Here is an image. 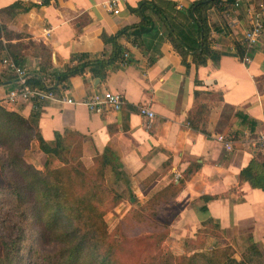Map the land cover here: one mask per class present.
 Instances as JSON below:
<instances>
[{
    "label": "crops",
    "instance_id": "crops-1",
    "mask_svg": "<svg viewBox=\"0 0 264 264\" xmlns=\"http://www.w3.org/2000/svg\"><path fill=\"white\" fill-rule=\"evenodd\" d=\"M41 1L0 0V9L15 2L33 5L10 20L7 28L25 35L11 40L22 44L19 66L28 78L41 76L47 88L57 85L46 90L54 98L7 103L15 75L1 64V107L28 119L48 144L54 142L56 133L67 130L83 136L82 156L76 163L80 170L108 156L122 179L115 181L107 172L104 188L122 196L119 205L128 199V209L144 208L147 213L158 199L180 186L154 217L167 227L163 244L175 256L200 247H230L232 259L240 262L242 253L254 243L260 252L258 264H264V189L239 180L240 171L252 160L264 167V142L255 141L257 136L264 137V29L249 49L244 39L249 26L246 9L262 13L264 0H237L238 5L230 4L227 10L208 9L206 22L216 60L195 65L189 55L183 63L167 39L164 24L148 10L145 14L151 22L136 43L126 34L118 38L122 58L128 53L125 64L121 58L106 67L104 77L87 70L60 84L59 76L78 62V55L110 54L113 35L141 21L132 9L150 0H117V14L104 8L103 3L110 0ZM167 1L174 4L169 21L176 26L183 23V35L196 46L195 25L187 9L198 0ZM28 43H42L50 49L45 73L40 72L41 59L34 45ZM240 47L248 62L242 61ZM105 91L122 96L124 103L118 111L96 112L81 102L63 101H81ZM139 105L149 107L154 118L140 115ZM217 135L232 140L231 150L216 140ZM26 157L39 170L62 165L40 151L35 141Z\"/></svg>",
    "mask_w": 264,
    "mask_h": 264
},
{
    "label": "trees",
    "instance_id": "trees-1",
    "mask_svg": "<svg viewBox=\"0 0 264 264\" xmlns=\"http://www.w3.org/2000/svg\"><path fill=\"white\" fill-rule=\"evenodd\" d=\"M233 2L198 0L189 6L187 16L194 22L197 43L193 46L183 35L184 24L176 26L169 21L174 10L172 2L143 1L136 9H132L140 16V23L113 35V50L110 54L78 55V62L67 66L57 83L81 75L87 70L93 76L104 77L106 67L122 58V46L118 38L126 34L128 39L136 43L146 29L145 25L151 22V18L145 14L148 10L164 24L167 39L183 63H187L189 55L195 65L204 64L209 58L216 60L218 54L210 47L207 11L212 6L221 11L227 10ZM47 3L48 0L41 1V4ZM31 6L33 5L15 2L0 9V65L6 54L17 65H22L23 58L18 53L22 44L12 43L11 40L25 35L13 34L8 30L7 24L18 13L27 12ZM34 48L41 59L39 66L43 74L49 67L47 60L50 49L42 43L34 45ZM239 54L241 57L244 55L243 47H240ZM3 81L0 77V86ZM27 84L41 90L52 91L57 87L47 88L43 78L38 75L28 78ZM190 126L205 133L199 125L190 122ZM83 140V136L67 130L63 134L56 133L54 142L48 144L33 123L16 113L6 111L0 105V173L7 181L4 186L0 185V195L11 200V207L20 219L10 227L3 223V227H9L10 230L5 232L6 235L0 234V264H131L134 249L126 243L124 233L118 232L123 226L124 229H128V226L133 230L151 232L148 236L153 235L157 245L165 240L168 235L167 227L157 223L154 217L180 186L158 199L147 213L143 211L144 208L131 210L122 219L125 224H119L120 227L111 231L104 219L106 198H111L116 205L122 196L104 188V185L107 172L115 177V181L122 179V173L115 169L108 156L102 157L87 169L80 170L76 163L82 156ZM33 141L37 142L40 151L62 165L53 168L47 166L44 170L36 169L26 158V151ZM239 180L264 189V167L252 160L240 171ZM129 218L131 220L126 221ZM232 255L230 247L210 250L200 247L182 256L161 255L160 262L153 255L152 260L153 264H258L260 260V252L254 243L242 253L240 262L232 259Z\"/></svg>",
    "mask_w": 264,
    "mask_h": 264
},
{
    "label": "built area",
    "instance_id": "built-area-1",
    "mask_svg": "<svg viewBox=\"0 0 264 264\" xmlns=\"http://www.w3.org/2000/svg\"><path fill=\"white\" fill-rule=\"evenodd\" d=\"M233 4L235 6L238 5L237 0H233ZM103 6L107 11L117 14L118 10V1L117 0H110L103 3ZM247 19L249 26L245 30L244 39L246 43L247 49L255 45L259 37L264 29V12H259L257 10H253L252 8L248 7L246 9ZM47 35L49 33L47 32ZM122 63L125 64L128 60V53L123 54ZM243 62H248L249 57L244 55L242 57ZM1 64L6 68L13 71L15 75L14 86L8 92L5 97V101L7 103H15L17 101H27L32 99L43 100V99H50L54 98V95L51 91L40 90L36 88H32L27 84V73L25 68L17 65L14 61H12L9 57H4L2 59ZM64 102L75 104V103H83L89 110L96 111V112H103V111H118L124 101L120 94L114 93L111 91H105L101 95L85 98L81 101H76L70 98H63ZM137 110L140 115L146 116L149 120L154 118V112L147 107L146 105H139ZM216 140L221 142L226 150H231L232 148V140L226 139L223 135H217ZM256 142H264L263 136H257L255 138Z\"/></svg>",
    "mask_w": 264,
    "mask_h": 264
},
{
    "label": "rangeland",
    "instance_id": "rangeland-1",
    "mask_svg": "<svg viewBox=\"0 0 264 264\" xmlns=\"http://www.w3.org/2000/svg\"><path fill=\"white\" fill-rule=\"evenodd\" d=\"M87 154L88 153L86 152V158L88 157ZM26 158L27 160L29 159V157H26ZM86 158L84 161L87 163L88 161L86 160ZM1 177H2V180L0 182V185L4 186L7 181L3 178L2 175ZM10 202L11 200H9L8 198H4V196L0 195V234L1 235H6L5 232H8L10 230L9 227L13 225L14 223L20 221L19 217H17L16 213L13 211ZM113 203L115 202L112 201L111 198H106V205L103 208L104 219L109 227V230L111 231H114L115 229H117L119 224H125L123 223L125 220H122V219L128 216L130 211L133 210V208L128 209L130 207L128 199H125V201H122L121 205H119L120 203H117L116 205ZM130 220H131L130 218L126 219V221H130ZM3 223L7 224V226L9 225V227H3ZM124 228L125 227L123 226L122 229L121 228L118 229V232L124 233L125 235L124 238H125L126 243L130 244V247L134 249L135 255H133L132 259H130L131 264H139L141 262H143L144 264H153L154 262L152 260L153 255L157 257V261L159 262H160L161 255L175 256L174 254L171 253V250H169L167 246L163 244V242L160 243L159 245L155 244L156 238L153 235L148 236L151 234V232H146L145 230H142V229L133 230V229H130L131 227H128V226H126V228L128 229H124Z\"/></svg>",
    "mask_w": 264,
    "mask_h": 264
}]
</instances>
